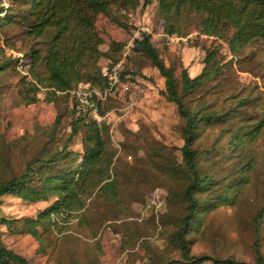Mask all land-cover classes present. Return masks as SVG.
I'll return each instance as SVG.
<instances>
[{
  "label": "rangeland",
  "instance_id": "1",
  "mask_svg": "<svg viewBox=\"0 0 264 264\" xmlns=\"http://www.w3.org/2000/svg\"><path fill=\"white\" fill-rule=\"evenodd\" d=\"M0 8L4 9L1 19L7 9L12 17L25 4L0 0ZM116 11V5H112L110 14ZM120 17L131 27L129 32L104 15H98L95 21L103 42L101 52L112 41L124 44L116 64L102 57L96 61L100 75L118 66L117 84L110 90L108 84L100 89L89 82L80 83L89 84L99 94L102 112H110L109 123L105 124L108 146L126 181L123 213L119 217L113 204L95 195L86 201L77 218L60 223L50 234L46 254L37 252L36 240L19 231L21 223L16 225L18 229H14L15 224L7 229L0 226L4 245L28 264H86L91 252L100 264H148L150 255L177 258L167 237L172 216L179 211L173 202L179 200L177 195L183 186L176 166L181 161L183 119L161 94L164 78L146 57L126 49L134 37H139L140 30L150 35L160 59L173 71L179 91L184 70L194 78L205 69L200 84L185 101L190 110H202L213 119L202 124L192 149L199 153V174L217 184L208 198L221 194L228 203L217 205L192 233L191 253L252 263L254 215L260 209L259 251L264 256V40L254 39L234 54L227 40L201 33L200 16L186 11L174 21L178 32L168 34L156 1L139 3L133 10L120 12ZM2 22L4 19L0 25ZM46 40L34 44L42 54ZM32 45L33 40L22 36L13 22L0 27V61L9 62L8 70L0 74V180L19 175L45 142L37 135V127L49 128L58 116L56 136L63 139L72 120L74 101L70 95L57 105L47 103L42 82L38 101L22 103L25 88L20 79L39 82L36 74H43L42 68L30 71L31 60L26 54ZM212 51L214 58L205 65L206 55ZM69 149L81 151L79 137ZM0 204L3 215L18 219L35 217L49 203H25L7 197Z\"/></svg>",
  "mask_w": 264,
  "mask_h": 264
},
{
  "label": "trees",
  "instance_id": "2",
  "mask_svg": "<svg viewBox=\"0 0 264 264\" xmlns=\"http://www.w3.org/2000/svg\"><path fill=\"white\" fill-rule=\"evenodd\" d=\"M153 1L158 3L168 34L178 32L174 21L186 11L200 16L198 27L201 33L227 40L234 54L254 39L264 40V0H20L25 8L17 10L12 17L7 15V9L5 16L0 19H4L0 27L13 22L19 27L22 36L33 40L26 54L31 60L29 68L31 72L37 68L43 71L42 75L36 74L39 82H24V77L20 79L25 88L22 103L30 105L38 101L36 95L41 90V82L44 85V101L55 105L65 99L68 92L80 82H89L100 89L108 86L107 80L99 73L96 61L102 57L112 65L116 64L124 44L112 41L105 52L99 50L103 42L95 30L97 16L104 15L129 32L131 27L121 19L120 12L133 10L139 3L147 5ZM112 5H116L117 11L110 14ZM2 11L4 9L0 8V13ZM138 31L139 37L133 39L131 51L146 57L164 78L165 90L161 94L175 105L183 119L181 161L176 163L183 186L177 195L179 200L173 202L179 206V211L172 216V230L167 237L169 246L178 256L175 259L150 255L148 264H202L205 261L213 264H264V256L259 251L258 228L262 209L254 215L256 239L252 263L237 261L232 257L195 256L191 253L192 233L198 230L205 216L217 205L228 203L221 194L212 200L208 198L209 192L217 184L211 177L199 174V153L192 149L202 124L213 119L212 115L202 110H190L185 101V97L200 84L205 69L194 78H189L184 70L179 91L173 71L160 59L150 35ZM44 38L47 40L42 54L34 44ZM214 55L213 51L209 52L204 64L208 65ZM8 68L9 62L0 61V74ZM73 107L66 137L61 139L56 136L60 125L58 116L49 128L37 127V135L45 138V142L26 161L19 175L0 180V203L7 197L25 203H49L30 218H7L0 208V226L7 229L10 224H15L14 229H18L16 225L21 223L19 231L36 240L37 252L41 254L47 253L50 234L60 227V223L77 218L89 198L97 195L113 204L119 217L124 211L123 186L126 181L118 169V160H114V154L108 146L106 123L98 126L87 114L77 111L74 102ZM75 137L80 138V152L69 149ZM8 231L13 232V229ZM1 236L0 231V264H28L25 258L4 245ZM86 262L100 264L95 252L87 255Z\"/></svg>",
  "mask_w": 264,
  "mask_h": 264
},
{
  "label": "built area",
  "instance_id": "3",
  "mask_svg": "<svg viewBox=\"0 0 264 264\" xmlns=\"http://www.w3.org/2000/svg\"><path fill=\"white\" fill-rule=\"evenodd\" d=\"M139 34V31H138ZM135 38V37H134ZM138 38V37H136ZM133 43H130L126 49L130 50ZM118 66H112L102 72V77L105 78L110 86V90L118 82ZM73 99L77 111L87 114V116L96 124L109 123L110 112L100 111L99 94L91 88L89 84L79 83L76 88L68 92Z\"/></svg>",
  "mask_w": 264,
  "mask_h": 264
}]
</instances>
